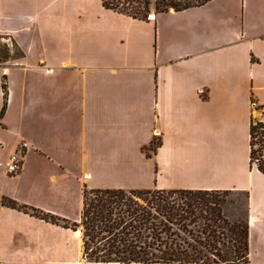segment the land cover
<instances>
[{
    "label": "crops",
    "instance_id": "crops-1",
    "mask_svg": "<svg viewBox=\"0 0 264 264\" xmlns=\"http://www.w3.org/2000/svg\"><path fill=\"white\" fill-rule=\"evenodd\" d=\"M0 36L24 54L12 48L0 65L1 196L80 223L85 190L244 193L249 261L238 264H264V173L251 163L264 0L144 20L103 0H0ZM23 142L10 175L4 164ZM0 264L127 263L92 262L81 229L0 205Z\"/></svg>",
    "mask_w": 264,
    "mask_h": 264
},
{
    "label": "trees",
    "instance_id": "trees-1",
    "mask_svg": "<svg viewBox=\"0 0 264 264\" xmlns=\"http://www.w3.org/2000/svg\"><path fill=\"white\" fill-rule=\"evenodd\" d=\"M209 1L156 0L155 11L159 14L170 12L171 10L179 12L192 7L203 6ZM103 4L107 9L127 14L135 19H147L151 13L147 9V0H122L123 8L113 2L111 3L110 0H103ZM143 4L146 6L145 9L147 11L141 9ZM135 5H138V7ZM13 43L19 51L16 55L23 57V52L19 50L15 42ZM11 57L10 49L7 46H0V65L8 62ZM3 90L5 93V104L0 118L4 116L7 110L8 86L6 76H4L3 80ZM259 135L264 138V121L253 120L251 124V163L252 165L256 164L258 169L264 173V154L259 152V150H255ZM160 145L161 142L155 147V141H153L151 149L156 153ZM148 156L151 155L148 154ZM219 193L222 192L188 190L131 191V195L149 194L154 196L152 201H148V204L140 205L130 198L126 199L127 192L125 190H85L82 225L85 227L84 247L86 258L98 263L120 262L127 264L248 263L249 227L247 223L242 232L234 234L233 246L235 251L232 256L233 259H227L221 252L217 251L216 254L212 253L217 259L210 260L209 257L203 255L201 250L191 246L186 240L182 239L180 242L175 239L176 234L174 232L176 227L188 231L187 222L191 224L197 223L198 210H200V213L204 211L210 216L205 218V220L209 224L211 223L213 227L217 228L222 223L230 231L233 230L222 209L215 208L220 205L216 196ZM173 194L183 195L184 198L178 203L172 200ZM0 205L24 211L55 224H62L66 228L73 230L78 228L77 223H71L44 213L39 209L22 205L6 196L0 195ZM212 205L215 206L212 207ZM199 217H201V214ZM170 234L173 236L171 241L168 239ZM162 235L168 236L167 239H162ZM92 244L95 250L94 248L92 249ZM189 248H192V254L189 252ZM91 250L92 252L90 253L89 251ZM155 251L159 252V254Z\"/></svg>",
    "mask_w": 264,
    "mask_h": 264
},
{
    "label": "rangeland",
    "instance_id": "rangeland-1",
    "mask_svg": "<svg viewBox=\"0 0 264 264\" xmlns=\"http://www.w3.org/2000/svg\"><path fill=\"white\" fill-rule=\"evenodd\" d=\"M155 1L156 0H147L146 5H147V9L150 12L156 10ZM110 2L115 3V5H120L123 8V4H121L122 0H119V1L110 0ZM136 7H138V5ZM145 7L146 6L143 4L141 6V9L146 10ZM0 46H7L10 49V51L13 48L14 52H15V56H17L16 54H17V52H19L18 49H16L14 43L11 40H8L3 36H0ZM256 120L257 121L258 120L264 121V111H259V115H258V118H256ZM159 143H160V141L158 139H156L155 140V147H157V145ZM263 148H264V138L261 135H259L257 138V145L255 147V150H257V151L259 150V152H262L264 154V150L262 151ZM27 149H20L19 148L18 151L25 153V151ZM150 151H152L151 148H149L147 150L148 153H150ZM136 191H142V190H136ZM152 191H154V190H152ZM126 192H127L126 199L130 198L131 200H133L134 202H137L140 205H146V204H148V201L150 202L154 198V196L149 195V194L131 195L130 194L131 190L126 191ZM216 196L219 199L220 205H218L215 208L222 209L227 221L233 227V230L230 231L229 228H226L225 226H223L222 223L219 224V227H217V228L213 227L211 225V223L209 224V222H207V220H205V218L210 217V216L206 212L201 210L202 212L200 213V210H198L197 214H199V215L197 216V223L191 224L190 222H187L186 224H188V228H187L188 231H186V230L184 231L182 228L176 227L175 232H174V234H176L175 239H177L180 242L182 241V239L186 240L187 242H189L191 244V246L201 250L203 252V255H206L207 257H209L210 260L217 259V257L212 254V253L216 254L217 251L221 252L223 254V256H226L227 259H233L232 256H233L234 251H235L234 246H233L234 238H235L234 234L242 232V229L244 227H246V218H247V211H248V198H247L246 194L240 193V192H222V193L216 194ZM183 198H184L183 195H175V194L172 195V200H174L178 203ZM214 206L215 205H212V207H214ZM200 214H201V217H199ZM198 217H199V219H198ZM77 225H78V228H76V229H81V231L83 232V239L85 242V234H84L85 233V227L82 225V219H81L80 223H77ZM167 237L168 236H166V235H162V239L166 240ZM169 237L170 238H168V239H170L169 241H171V238L173 236L170 234ZM93 248H94V246L92 244V249ZM94 250H95V248H94ZM89 252L91 253L92 250ZM155 252L157 254H159V252H157V251H155ZM189 252L191 254L193 253L192 248L191 249L189 248ZM100 254H102V253H100Z\"/></svg>",
    "mask_w": 264,
    "mask_h": 264
},
{
    "label": "built area",
    "instance_id": "built-area-1",
    "mask_svg": "<svg viewBox=\"0 0 264 264\" xmlns=\"http://www.w3.org/2000/svg\"><path fill=\"white\" fill-rule=\"evenodd\" d=\"M27 148H28L27 142H23L20 145V149H27ZM24 154H25L24 152L17 151L14 154H12L10 158L6 161L4 167L10 175H16L22 169Z\"/></svg>",
    "mask_w": 264,
    "mask_h": 264
}]
</instances>
